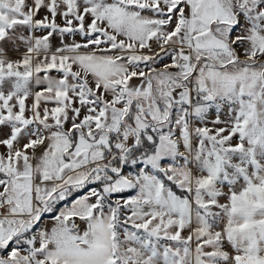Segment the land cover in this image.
Segmentation results:
<instances>
[{
	"label": "snow or ice",
	"instance_id": "snow-or-ice-1",
	"mask_svg": "<svg viewBox=\"0 0 264 264\" xmlns=\"http://www.w3.org/2000/svg\"><path fill=\"white\" fill-rule=\"evenodd\" d=\"M0 264H264V0H0Z\"/></svg>",
	"mask_w": 264,
	"mask_h": 264
}]
</instances>
